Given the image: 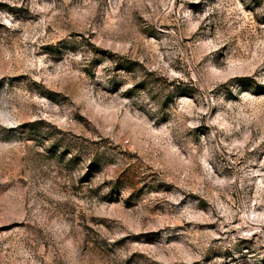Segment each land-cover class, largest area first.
I'll use <instances>...</instances> for the list:
<instances>
[{"label":"rangeland","instance_id":"1","mask_svg":"<svg viewBox=\"0 0 264 264\" xmlns=\"http://www.w3.org/2000/svg\"><path fill=\"white\" fill-rule=\"evenodd\" d=\"M0 264H264V0H0Z\"/></svg>","mask_w":264,"mask_h":264}]
</instances>
